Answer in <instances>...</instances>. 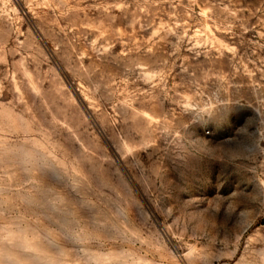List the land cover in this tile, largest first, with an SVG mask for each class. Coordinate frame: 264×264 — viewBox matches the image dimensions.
<instances>
[{"label":"rangeland","instance_id":"obj_1","mask_svg":"<svg viewBox=\"0 0 264 264\" xmlns=\"http://www.w3.org/2000/svg\"><path fill=\"white\" fill-rule=\"evenodd\" d=\"M0 264H264V0H0Z\"/></svg>","mask_w":264,"mask_h":264}]
</instances>
